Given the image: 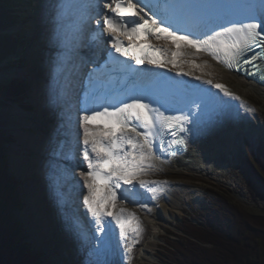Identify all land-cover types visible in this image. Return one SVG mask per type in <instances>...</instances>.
Here are the masks:
<instances>
[{
  "label": "snow or ice",
  "instance_id": "1",
  "mask_svg": "<svg viewBox=\"0 0 264 264\" xmlns=\"http://www.w3.org/2000/svg\"><path fill=\"white\" fill-rule=\"evenodd\" d=\"M184 7L176 0H165L163 4H154L151 0H105L103 8L99 0H90L87 4L57 0L53 6L56 40L64 49L68 48L64 21L67 10L74 9L81 21L72 36L73 47L70 51L74 52L83 39V24L92 20L88 15L91 9L95 12V23L100 25L102 21V31L97 29L92 39L99 45L103 43V37L108 36L111 49L119 56L130 58L136 65L147 63L163 68L171 64L173 68L179 69L178 59L183 55L181 49L191 48L197 53L207 52L230 70L250 66L251 74L264 79V0H250L233 6L231 18L217 17V20L224 21L217 24L220 30L208 28L211 34H205L203 39L194 38L199 33L181 24ZM126 9L133 10L128 19L122 14ZM141 36L146 38V47L137 55L129 49L139 45L138 37ZM147 38L170 41L175 49L171 59L166 49L154 47ZM250 52L253 53L251 56L248 55ZM156 54L164 57L163 61L156 59ZM108 57L103 65L94 67L87 74L91 106L86 104L82 109L83 114L78 116L79 127L83 132V160L87 163V172H81L80 175L87 189V194L83 196L87 213L94 218L100 232L105 231L108 217L115 221L121 240L125 242V258L128 259L144 230L138 217L123 206L125 200L136 195L135 191L124 189L119 197L117 193L122 185L134 187L138 183L141 188L153 193L155 198L158 191L155 185L166 184L144 178L152 174L156 168L155 161L159 159L154 151L157 137L162 133L170 134L172 139L168 142V154L175 155L176 152L171 149L174 146L186 148L189 135L193 138L210 135L222 127L226 119H239V111L233 114L232 106L224 103H217L213 107L216 98L207 89L192 91L185 98L183 107L177 109L180 112L178 115H166L159 108L145 103L146 90L135 85L121 99L120 93L101 90V86L105 77H110L115 71H127L131 66L113 57L111 52ZM64 58L65 51L62 50L60 59ZM84 63L95 61L85 60ZM181 63L201 67L192 61ZM181 74L190 73L178 70L177 75ZM204 83L218 89L231 100L239 99L222 84H213L212 80ZM240 107L246 108L248 112L253 111L246 105ZM165 150L161 137L160 151ZM163 190V187L159 189ZM72 227L79 231L78 222L73 221ZM103 249L104 244L101 242ZM96 264L101 262L97 261ZM103 264H107V261Z\"/></svg>",
  "mask_w": 264,
  "mask_h": 264
},
{
  "label": "bare ground",
  "instance_id": "2",
  "mask_svg": "<svg viewBox=\"0 0 264 264\" xmlns=\"http://www.w3.org/2000/svg\"><path fill=\"white\" fill-rule=\"evenodd\" d=\"M56 2L57 0H36L35 9L32 11L35 19L31 21L30 24H27L25 28L23 27V32L29 37L28 40L30 45L27 46L28 48L22 46L18 49L17 53H15L17 55H14L16 61L14 59L13 63H18L20 65L19 68L22 69H14L1 73L5 78L20 74L23 78L22 80L28 84L25 91H27V98H30L31 100L28 99L29 103L26 104V108L28 111L30 110V112H27L23 107L16 106V108H9L6 110L7 113L3 112L0 116L4 119L1 124V126H3L2 128L7 131H16L19 134L20 143H27L32 148L33 156L30 154V150H28L30 155L24 156L26 158H35L32 160H25V164L34 169L35 167L33 163L37 162V166L39 167L37 171L39 177H36V181L31 177L29 184L31 183L33 186L32 181L36 182L37 185L41 187V189L39 188L41 192L43 189L42 199L44 197V199L47 200L54 212L55 219L60 223H64L62 227L63 229H66L69 221L65 217L67 210L64 207H67L71 202L70 196H67L65 188H62V186L66 185L65 187L67 190H71V192L74 191V193L70 192V195L73 196V194H75L76 196L75 213H80V210L83 209V207L80 206L83 204V196L87 194V189L84 187V180L80 175L83 171L81 169L71 170L68 165L71 158L70 155L74 154L75 146L82 145V147L79 148V151L84 148L83 143H81L83 132L79 127L77 119V114L79 116V112L76 108V104L73 103V94L78 91V83L82 80L83 70L87 71L93 66L91 63H84L85 60H92L89 56L88 42L85 38L87 30L89 31V29L94 28V26L101 28L102 21L100 25H97L95 23V12L90 9L88 15L92 17V20L91 22L83 24L85 31L80 46L76 48L74 52L70 51L73 47V33L75 32L76 27L81 24V21L79 19V14L74 9L69 8L64 21L65 33L68 38V48L64 49L56 40V24L53 18V6ZM69 2L87 4L90 0H69ZM104 2L105 0H99L101 8H103ZM213 7L214 5L210 6L211 9ZM105 11L106 9H104V12ZM155 41H157L156 46L158 48L167 50V56L171 59V53L172 51H175V49L172 47L170 41L164 39H155ZM62 50L65 51L66 57L63 60L60 59V52ZM181 51L183 52V55L178 59L180 68L176 69L177 71L183 70V72H188L190 73L189 76H192L195 79L196 77H200L201 79L199 80L203 83L208 79L203 75H200V73L210 74L215 71L230 74L237 80L236 87L227 90L234 96L239 97L238 100H231L229 97H225L218 89L215 88V90L223 100L222 103L232 106L231 110L233 114L236 111H239V118H241L242 123H240L238 125L239 128L236 129L237 119H226L223 126L210 135L199 138H193L189 135L187 150L181 154L180 157L172 158V160L164 159L161 161L157 159L155 161V170L152 174L144 178L154 181H163L166 182V184H175V187L165 186V197L163 201H165L164 204L167 205V207L164 208L162 203H148V200H145V197L142 198V193H140V191L138 192V189L136 190L137 193L135 191L136 195L125 200L123 205L128 211L137 214L136 217H138L143 229H147V232L148 224H142V221L144 220L142 216L144 213L150 212L154 214L155 219L149 222L152 224L157 222L158 226L163 224V222L166 223L168 220L170 221V217L173 215L172 208H175L176 205L178 206L179 198L177 194L180 193L181 195V193H185L188 187L193 184L192 181H195V183L198 184L206 182L209 178L208 174L213 173L215 170L214 168H216L215 171L218 169L217 164L215 163L220 161L222 156H225V159L221 161H225L226 156L228 157L234 154V136L240 138L243 136L248 137L252 134L261 132V128L264 126V123L260 121L262 118L260 112H248L246 108L240 107V105H246L247 108H251V102L245 97L246 90H255V92L264 95V86L262 84L247 78L244 75L230 71L226 69L225 66L216 63L215 59H210L206 55L195 53L190 48H183ZM11 55L13 56V54ZM181 61H192L195 64L201 65V67L196 68L193 67L191 63H181ZM213 84L221 83L213 82ZM243 86H247V89L244 90L242 95H240L238 91L239 88ZM79 93L80 92H78V94ZM30 102H32V106ZM75 113L77 114L74 115ZM250 118H252L253 121L255 120V122L250 123ZM45 121H48V123H44ZM13 125L16 126V128L13 129ZM232 126L234 127L233 130H231ZM50 127L51 129L49 130ZM76 141L78 144H76ZM39 144L42 145L41 149H46L47 152L44 153L43 150V152L39 154V150L37 149V147H40ZM23 149L26 150L27 148L23 147ZM13 151L14 155L11 151L13 156H17L18 159L22 158V154L18 152L17 149H13ZM55 152L58 153L52 154ZM38 155L42 161H40V159L37 161L36 157ZM66 156L68 159H64ZM74 156H76L75 163L81 162V156L76 154ZM18 172H22L23 175L25 174L22 169L21 172L19 170ZM72 174H78V176L75 177L81 181L79 184L73 185ZM219 175L222 177L223 174L219 172ZM18 176L19 175H17V177ZM29 184H26L27 190ZM131 187L133 188L132 190H135L136 183L134 184V187L130 186V188ZM29 188L31 187L29 186ZM77 192H79L78 195H76ZM82 193L84 194L82 195ZM28 194L32 197L29 192ZM117 194L119 197L120 194ZM30 197L27 195L29 205L32 207V204L29 201ZM59 201H61L63 205ZM68 207L71 208V206ZM22 217L26 220L25 214L22 215ZM78 217L80 216L76 215L71 217L70 215L72 222H78L79 231L74 230L71 224L72 229L68 234L72 239L74 238V243L75 241L77 243H75L74 246H71V242L66 243L65 251H68L69 254L66 255L63 251L64 253L60 258L64 264H81V257H89L91 255L90 252L84 253V251H87L88 249V246H86L87 238L84 236L85 230L81 226ZM123 243L125 244L124 241ZM124 244L123 249H121L119 243H115V252L117 253L118 258L121 254L124 255L125 253ZM136 244L134 246H136ZM145 244L148 245L145 246L140 244L137 246L140 248V250L138 248V252L146 257L148 254L154 255L153 250L156 244L152 241ZM93 248L96 249L95 251L97 254L95 256L98 257V260H100L101 263L106 261L107 258L109 261L111 260V263L109 262L108 264H117L114 260L115 256L112 257L105 253V250L109 249L110 251V248H113L111 244L107 246V249L104 247V249L101 250V243L97 241L95 246L93 245ZM134 250L135 249H132L131 253H133ZM81 252L83 253L82 256L80 255ZM57 259L59 258L57 257ZM147 259L145 260L143 257V260L147 261ZM131 261L135 262L136 259H132ZM54 263L58 264L57 261H53L52 264ZM82 264L88 263L84 262Z\"/></svg>",
  "mask_w": 264,
  "mask_h": 264
},
{
  "label": "rangeland",
  "instance_id": "3",
  "mask_svg": "<svg viewBox=\"0 0 264 264\" xmlns=\"http://www.w3.org/2000/svg\"><path fill=\"white\" fill-rule=\"evenodd\" d=\"M35 6L36 0H16L14 8L16 9L15 13L18 16L17 22L11 27L0 32L19 39L16 46L14 47V50H12L9 55H7V57L0 65V84L2 85L8 84L11 79L16 77L18 81L23 82L25 87H28V84L22 80L23 78L20 74L5 78L1 73L8 72L14 69H22L19 68L20 65L18 63H13L14 59L16 61L14 55H17L15 54L18 51L17 48L20 49L22 46H26V48H28L27 46L30 45L28 40L29 37L25 32H23V27L25 28L27 24H30V22L35 19L32 13L33 9H35ZM11 54H13V56ZM200 75H203L208 80H212V82L223 84L228 90H231L232 87H236L237 84V80L233 76H231L230 74H225L221 71H215L210 74L200 73ZM19 76L21 79L19 78ZM246 89L247 86H243L239 88L238 93L242 95L244 90ZM246 91L247 92L245 97H247V99L251 102L250 109H252L254 112H260L262 116L260 121L264 123V95L255 92V90ZM26 92L27 91H25L24 94L25 98L23 104H28V99L31 100L30 98H27ZM0 102H2L0 103V114L6 112V110H8L9 108H16V106L21 107V103L19 104L14 102H5L2 101V99H0ZM30 104L32 106V102H30ZM23 108L27 112H30V110H27L26 106ZM2 120L4 119L0 116V133L4 138L9 137L11 139L9 141H6L3 145L6 154L7 169L11 176H13L15 178V181L17 182L16 190L21 198L22 205L24 206L28 204V207L22 206L20 210L16 211L14 213V217L17 221L19 220L21 223L23 222L22 224L26 226L24 227V234L26 236L25 241L30 246L32 251L39 253L38 258L43 260L45 264H52L53 261H57L58 264H61L62 259L60 258L62 254L64 252L66 255L69 254L68 251H65V246L67 245L66 243L71 242V246L75 245L74 238L72 239L68 233L72 229V220L70 218V215L71 217L76 216V196L75 194H73V196L70 195L71 190H67L65 187L66 185L62 186V188H65L67 196H70L71 203L68 206H71V208L68 206H63L67 210V214L65 217L69 222L66 229H63V225L60 226V230H63V232L65 233L64 235L66 236L64 240H61L60 238L56 237L57 235L55 233L56 231L54 227H57L56 230H58L59 225L62 223L58 222L55 219V215L53 214L54 212H52V209L47 200L44 199V197L42 199L43 189L41 192V187L38 186L36 182L32 181L34 188L31 183L29 184L31 177H33L34 181H36V177H39V174L37 172L39 169V167L37 166V162L33 163L35 167L34 169L25 164V160H32L33 158H35H26L24 156L30 154L33 156L32 148L27 143H20L19 134L16 131L4 130L2 128L3 126H1V124L3 123ZM250 122L254 123L255 120L253 121L252 118H250ZM44 123L47 124L48 121H45ZM14 128H16V126L13 125V129ZM235 128L237 129V127ZM50 129L51 127L49 128V130ZM233 129L234 127L232 126L231 130ZM39 146L40 147H37V149L39 150V154L43 152V150L44 153L47 152L46 149H41V144H39ZM234 146L235 148L233 155H230L228 157L226 156L225 161H221L225 159V156H222L220 158L221 160L215 163L217 164L218 169L217 171H215L216 168H214L215 172L213 171V173L208 174V177L210 179L208 178L206 182H202L199 184L195 183V181H192L193 184L188 187L185 193H181V195L180 193L177 194L179 198L178 206L176 205L175 208H172L173 215L172 217H170V221L168 220L169 222H166L167 224L164 222L159 226L157 225V222L155 224H152L149 221L154 220L155 215L150 212L144 213V215L142 216V218H144L142 224H148V232L147 229H143L144 231L142 237H140L139 242L136 244V246L132 248L135 249L134 252L130 254L128 259L125 258V255L121 254V259H119L120 263L173 264L170 261L171 251L177 253V251H175L176 247L180 245V240L182 238L181 236L184 235V233H182V230H187L188 222H207L209 224H216L217 226H221L224 223L229 222L227 214H225V209L222 210V205L217 199V194H221L222 196L227 197L231 202L238 204L250 213L259 215L264 214V190L260 187L259 184L254 181L255 178L252 174H250L251 170H253L254 168L256 170V166L259 163H262L261 161L264 160V126L261 128V132L257 134H252L248 137L243 136L242 138L234 136ZM23 147L27 149L24 150ZM13 149H17L18 152L22 154L21 159H18L17 156H13ZM28 150H30V154ZM11 151L13 152V155ZM56 153L58 152L52 154ZM36 159L37 161H39V159L40 161H42L39 155L36 157ZM17 169L20 172L21 169L24 170L25 174L23 175L22 172L19 173ZM219 172L223 174L222 177L219 175ZM15 174L21 176L17 177V175ZM26 184H29L31 188H29L28 186L27 190ZM165 186L175 187V184L167 183L164 185H155V187H157L158 189L155 198L153 197V193L147 191L144 188H141L139 184L135 187V190L138 189V191H140L141 189L140 193L144 195L142 197H145V200H148V203H162L163 207L166 208L167 205H165V201H163L165 197ZM161 187H163V191H159ZM32 189L35 191V194ZM131 189L133 188L131 187ZM28 192L32 197L29 196ZM71 193H74V191H72ZM78 194L79 192L76 193V195ZM83 194L84 193H82V195ZM27 195L28 197H30L29 201L31 202L32 207H30L29 205ZM59 202L61 203V201ZM24 214L26 216V220L22 217V215ZM149 241H152L156 244L153 250L154 255L148 254L147 257L142 256V254L138 252L139 247L137 246L140 244L147 246L148 244L145 243H148ZM122 242L123 241H121V246ZM132 254L133 256H131ZM139 254L141 255L138 256ZM57 257L59 259H57ZM143 257L145 260L148 258L147 261L143 260ZM132 259H136V261L132 262ZM81 262L84 263V261ZM96 262L93 264H96Z\"/></svg>",
  "mask_w": 264,
  "mask_h": 264
},
{
  "label": "trees",
  "instance_id": "4",
  "mask_svg": "<svg viewBox=\"0 0 264 264\" xmlns=\"http://www.w3.org/2000/svg\"><path fill=\"white\" fill-rule=\"evenodd\" d=\"M16 0H0V32L17 22ZM18 38L0 33V63L9 55ZM25 93L23 82L0 84V99L20 103ZM2 103V102H0ZM9 137L0 133V264H43L39 253L25 241L24 228L14 213L22 207L17 182L7 169L4 143ZM251 173L264 190V160ZM229 222H188L180 245L171 251L173 264H264V214H253L227 197L217 194ZM45 264V263H44Z\"/></svg>",
  "mask_w": 264,
  "mask_h": 264
}]
</instances>
